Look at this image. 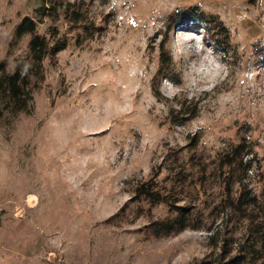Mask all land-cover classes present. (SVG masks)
<instances>
[{"label":"rangeland","instance_id":"rangeland-1","mask_svg":"<svg viewBox=\"0 0 264 264\" xmlns=\"http://www.w3.org/2000/svg\"><path fill=\"white\" fill-rule=\"evenodd\" d=\"M61 1H83L86 22L55 24L67 46L44 59L30 110L0 116V264L214 259L213 242L248 233L239 201L264 205V0ZM39 6L0 0L8 73L31 37L14 26ZM184 10L206 22L176 25ZM154 175L187 211L179 233H155L175 213L132 193Z\"/></svg>","mask_w":264,"mask_h":264},{"label":"trees","instance_id":"trees-1","mask_svg":"<svg viewBox=\"0 0 264 264\" xmlns=\"http://www.w3.org/2000/svg\"><path fill=\"white\" fill-rule=\"evenodd\" d=\"M40 6L37 9V19L23 17L13 29V36L16 40L22 36L31 35L27 44L26 57L16 61L14 70L7 72L4 63H0V116L3 112L17 114L27 112L32 106V91L44 78L43 61L48 55L63 50L67 46L64 37L58 36L56 23L68 21L77 24L86 22V9L83 8V1L66 2L61 0H39ZM176 18V25L184 21L204 23L206 19L199 13L192 10H184L172 16ZM49 21V28L43 34L37 33V25L44 20ZM208 38L214 42V35H222L221 29L217 28L213 22L209 24ZM210 29V30H209ZM218 41V40H217ZM164 44L161 43V46ZM255 54L264 62V45L255 47ZM168 63V59L165 60ZM194 145H196L194 143ZM231 162H227L229 164ZM156 175L148 181L137 183L133 186L132 193L135 197H141L151 203L166 204L175 217L154 224L155 233L175 234L184 230L187 224L186 209L176 206L171 199L165 196L158 188ZM243 203L254 202L253 198H248ZM240 204V205H239ZM236 205L241 218L247 219L251 224L246 235L236 242L232 236L226 234L221 239V244L216 246L218 240L213 242L219 248L214 259H196L193 264H264V205L258 214H249L242 208V202ZM217 234L215 233V237Z\"/></svg>","mask_w":264,"mask_h":264}]
</instances>
